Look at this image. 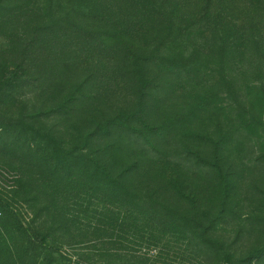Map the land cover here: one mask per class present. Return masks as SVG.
Returning <instances> with one entry per match:
<instances>
[{"label": "rangeland", "instance_id": "374dc122", "mask_svg": "<svg viewBox=\"0 0 264 264\" xmlns=\"http://www.w3.org/2000/svg\"><path fill=\"white\" fill-rule=\"evenodd\" d=\"M168 2L0 0V264H264V3Z\"/></svg>", "mask_w": 264, "mask_h": 264}, {"label": "trees", "instance_id": "16d2710c", "mask_svg": "<svg viewBox=\"0 0 264 264\" xmlns=\"http://www.w3.org/2000/svg\"><path fill=\"white\" fill-rule=\"evenodd\" d=\"M145 1L150 2L151 0H145ZM158 1H159V5H161V6L157 9V11H153L152 12L151 9H147V8L150 7V4H146V9H144L143 11L145 13H147V14H149V11H151L154 14L153 15L154 16V20L157 23L158 27L164 29V31L165 30L167 31L169 27L166 24V18H165V16H167V14L168 15L169 14L172 15L174 11H173L172 7L166 6V3L170 4L168 2V0H158ZM263 3H264L263 0H260V2L258 4L259 5H262ZM146 10H149V11H146ZM133 23L136 25V22H133ZM109 24H110L111 27H113L115 29L117 28L112 22L109 23ZM131 26H134L132 24V22H131ZM113 32H114L115 39L121 38L123 36L120 33L117 34L116 31H113ZM128 58L129 59L127 61L129 62V64L130 63L131 64H137V62H142L137 56L134 57V56H129L128 55ZM14 72H15V70L12 73H10V74L12 75V74H14ZM112 239L117 240V236L116 237H113ZM148 240L149 241L144 242V245L143 246L138 245V248H139V251L138 252L139 253H136V251H134L133 249L130 250L132 253H134V255L132 254L134 257H136L137 255H139L138 256V259H141V260H136V263L137 264H145V262H148V261L153 262L154 259L157 258V256L154 254L156 251H153L152 252L153 254L151 253V255H147L144 252H142V249H144V248H146V249H148L149 247H154L155 248V244L151 243V241H150L151 238L148 239Z\"/></svg>", "mask_w": 264, "mask_h": 264}]
</instances>
